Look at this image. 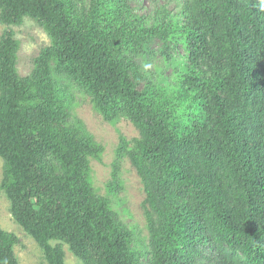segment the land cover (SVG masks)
<instances>
[{
	"label": "trees",
	"instance_id": "obj_1",
	"mask_svg": "<svg viewBox=\"0 0 264 264\" xmlns=\"http://www.w3.org/2000/svg\"><path fill=\"white\" fill-rule=\"evenodd\" d=\"M130 1L0 0L2 25L33 19L50 39L21 77L13 32L0 38V190L12 217L48 264H63L52 241L84 264H264V0H182L177 23L164 7L149 22ZM155 41L168 61L185 52L163 88L142 68ZM69 84L138 133L117 156L142 185L145 251L90 183L103 148L71 118ZM17 243L0 230V264H17Z\"/></svg>",
	"mask_w": 264,
	"mask_h": 264
},
{
	"label": "rangeland",
	"instance_id": "obj_2",
	"mask_svg": "<svg viewBox=\"0 0 264 264\" xmlns=\"http://www.w3.org/2000/svg\"><path fill=\"white\" fill-rule=\"evenodd\" d=\"M75 2V0H73ZM182 0H131L130 7L137 16L149 18L151 22L154 12L164 7L173 17L175 23L180 22L177 16ZM77 7L88 4V0H80ZM170 15V16H171ZM13 32L17 42L16 72L23 77L33 69V61L40 50L50 45V39L38 23L25 18L21 25L6 26L0 23V38L7 31ZM161 44L158 41L149 45V53L155 52L142 60V68L151 78L156 79L160 87L175 84L177 72L175 65L185 61V52L181 46L173 48L171 60L168 61L155 49ZM139 90L142 86L138 87ZM68 111L71 118L79 121L97 145L103 148L98 160L91 159L89 179L95 192L107 198L111 207L118 214L123 223L132 231L133 246L139 251L147 250L148 234L143 216L142 203L144 192L140 180L127 158L119 159L117 151L121 139L130 142L137 138L138 133L126 120L108 123L96 112L88 97L79 92L72 85L67 86ZM2 181V161L0 159V184ZM0 230L13 234L18 243L12 248L17 264H48L44 252L32 237L11 215V205L7 196L0 190ZM52 246H58L63 255V264H84L77 258L67 245L52 241ZM146 264L147 260L142 259Z\"/></svg>",
	"mask_w": 264,
	"mask_h": 264
}]
</instances>
